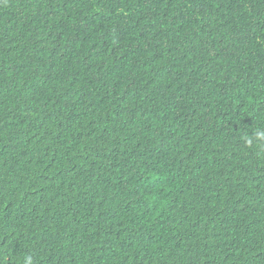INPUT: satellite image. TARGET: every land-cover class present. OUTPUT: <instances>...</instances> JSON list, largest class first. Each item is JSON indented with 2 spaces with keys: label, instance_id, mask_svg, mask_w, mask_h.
<instances>
[{
  "label": "trees",
  "instance_id": "16d2710c",
  "mask_svg": "<svg viewBox=\"0 0 264 264\" xmlns=\"http://www.w3.org/2000/svg\"><path fill=\"white\" fill-rule=\"evenodd\" d=\"M264 0H0V264H264Z\"/></svg>",
  "mask_w": 264,
  "mask_h": 264
},
{
  "label": "clouds",
  "instance_id": "9594fccd",
  "mask_svg": "<svg viewBox=\"0 0 264 264\" xmlns=\"http://www.w3.org/2000/svg\"><path fill=\"white\" fill-rule=\"evenodd\" d=\"M257 138L258 140L264 141V133H260ZM25 264H32L31 257L26 258Z\"/></svg>",
  "mask_w": 264,
  "mask_h": 264
}]
</instances>
